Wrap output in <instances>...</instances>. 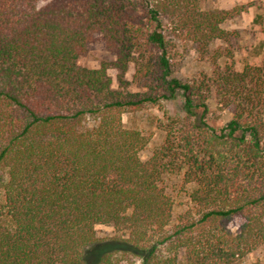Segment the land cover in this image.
<instances>
[{
	"label": "trees",
	"instance_id": "trees-1",
	"mask_svg": "<svg viewBox=\"0 0 264 264\" xmlns=\"http://www.w3.org/2000/svg\"><path fill=\"white\" fill-rule=\"evenodd\" d=\"M137 1H153L144 18L132 11ZM200 3L0 0V264H256L246 261L264 250V58L220 71L233 113L210 127L201 88L171 75L158 18L204 51L229 39L221 24L243 8ZM92 43L114 51L121 68L158 49L138 69L155 87L116 90L109 63L78 66ZM227 54L216 47L212 57ZM177 94L187 124L142 159L150 135L122 115ZM166 174L181 175L191 204L176 217ZM238 215L233 232L226 222ZM98 224L120 235L99 239Z\"/></svg>",
	"mask_w": 264,
	"mask_h": 264
},
{
	"label": "rangeland",
	"instance_id": "rangeland-1",
	"mask_svg": "<svg viewBox=\"0 0 264 264\" xmlns=\"http://www.w3.org/2000/svg\"><path fill=\"white\" fill-rule=\"evenodd\" d=\"M132 4L131 8L134 14L144 18L149 5H153V1L147 3L137 1ZM200 7L202 10L243 8L241 13L232 15L221 24V27L229 33L228 40L216 41L203 51L186 32L179 29L174 30L172 20L165 15L158 16L161 22L159 30H162L167 39L166 54L171 64V75L182 82L195 84L201 88L199 91L207 104V111L203 120L210 127L219 128L231 119L233 113L230 102L226 103L225 101L228 100L221 94L220 71L227 66L241 70L246 63L258 65L264 58V0H201ZM143 20V25L146 27V20ZM136 27L142 29L140 28L142 24ZM140 33L138 31V35ZM216 47L230 50L231 55L212 57V52ZM143 51H145L144 55ZM143 51L135 54L137 60L130 59L121 68L114 66L116 61L114 51L105 49L101 43H92L78 57L76 64L80 67L99 68L103 63H109L107 74L113 89L140 94L149 93L150 85L155 87L156 80L148 79L147 73L139 72L138 69L141 65H147L150 58H152L151 63H153L159 52L158 49L151 48ZM182 105V97L177 94L168 100L159 98L156 102L144 104L138 111L126 112L122 115V120L126 126L141 129L150 135L147 146L141 151L142 159H146L154 149L162 144L167 130L171 134L177 135L178 129L187 124V121H184ZM171 124L174 125L171 126ZM190 132L194 134L195 130L192 129ZM180 182L181 175L166 174L161 184L164 190L172 194L174 198V217L191 207ZM241 223L242 217L238 215L230 218L226 225L231 231L236 232ZM95 233L99 239H108L120 235L112 226L103 224L95 226ZM168 250L166 247L162 248L161 253L165 255ZM263 251H258V257L251 254L246 262L249 263L256 259V264H264ZM180 253L179 251L178 256ZM131 261L137 263L138 258L133 257ZM131 261H124V264H130ZM89 262L93 264L95 262L94 257H89Z\"/></svg>",
	"mask_w": 264,
	"mask_h": 264
}]
</instances>
